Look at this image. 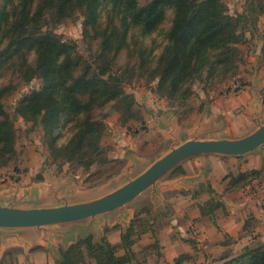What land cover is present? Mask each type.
<instances>
[{
    "label": "rangeland",
    "instance_id": "obj_1",
    "mask_svg": "<svg viewBox=\"0 0 264 264\" xmlns=\"http://www.w3.org/2000/svg\"><path fill=\"white\" fill-rule=\"evenodd\" d=\"M61 1L29 0L23 5L19 0H0V51H4L0 61V131L5 129L10 132L5 141V138L0 137V160L4 156H11L0 165V191H26V198L17 205L32 206L41 201L56 204V200L46 190H49L50 185L59 189L56 191L57 197L63 196V183L72 191L71 199H76L81 191L88 192L92 197L102 195L139 174L170 147L191 138L192 132L198 138H239L257 128V119L264 123V101L262 110H257L254 119L251 118L252 109L244 112L236 105L241 101L239 96L251 86L264 99V89L259 91L257 85L260 72L264 70V0H214L221 11L234 17L238 14L242 16L237 22L242 36L233 44L234 55L231 63L225 64V70L194 80L189 94L182 99L170 98L167 91L160 87V78L151 72L154 62L152 57L147 56L144 63H138L137 53L132 52L131 46L135 31L123 38L125 42L122 41L118 46L113 44L101 51V28L109 29L108 15H102L94 25V30L85 24L79 7L67 1L59 8ZM166 16L165 22L147 38L148 42H161L169 11ZM119 19V16L115 17L114 32L111 34L116 37H120L122 29ZM45 31L52 32L72 47L78 62L74 73L88 66L91 72L100 71L98 67L104 66V77L111 76L118 89L114 98L97 100L83 110L79 117H63L61 112L49 135L44 133L40 116L34 118L35 113L22 107L27 101L35 103L36 98L42 95L44 81L42 70L39 69L40 57L29 40ZM126 42L127 46L124 45ZM214 108L225 109V115L214 116L211 112ZM86 119L102 123L100 134H90L85 140L88 144L97 143L99 146V154L93 157L88 167L82 166L77 160H69L63 153V146ZM253 154L237 159H249ZM245 169L244 172L229 171L225 181L237 178L234 187L253 191L254 182L257 183L260 178L264 181V168ZM170 177L172 172L161 180ZM148 195L149 190L143 196L150 199ZM137 203L136 200L125 207L129 209ZM143 203L141 208L138 205L135 208L131 223L136 221L140 212L147 210V201ZM117 213L114 210L97 216L95 219L103 227L99 231L94 230L88 220L56 226L62 230L68 228L71 236L64 241L62 236L54 237L57 247L54 263H58L60 252L63 264L64 242L77 241L72 245L88 239L92 244L96 239L103 242L107 224L116 219L114 216ZM251 215L252 212L246 215L244 230L248 232L253 228L251 236L234 239L225 235L221 251L215 244L205 243L206 240L193 239L191 254L181 264H217L219 256H237L246 246L264 243V216L262 214V217L256 218ZM114 222L115 226L121 227L120 223ZM135 233L132 232L130 237L134 238ZM133 249L134 257L130 264H174L167 258L169 256L160 260L147 256L154 249L144 248L141 242H136ZM122 251L118 249V253ZM17 255V250L11 248L0 258V264H19ZM33 256L34 264H53L54 261L46 250ZM82 264H94L86 252Z\"/></svg>",
    "mask_w": 264,
    "mask_h": 264
},
{
    "label": "trees",
    "instance_id": "obj_2",
    "mask_svg": "<svg viewBox=\"0 0 264 264\" xmlns=\"http://www.w3.org/2000/svg\"><path fill=\"white\" fill-rule=\"evenodd\" d=\"M19 1L23 5L29 2ZM67 1L80 8L85 24L94 30L102 15H108L109 29L101 28V51L125 42L123 38L135 31L136 36L131 41L132 52L137 53L138 63H144L147 56L152 57L151 72L160 78L159 85L170 98H185L194 80L225 70V64H230L234 55L233 44L242 36L237 23L242 16L238 14L234 17L221 11L214 0H63L58 7L61 8ZM167 11L170 16L161 42H148L147 38L167 19ZM117 16L122 28L120 37L111 35ZM29 42L40 57L39 69L42 70L44 84L42 95L36 98V102L27 101L22 107L35 113L34 118L40 116L45 135L52 132L61 112L63 117H79L97 100L106 101L118 94L114 79L109 75L104 77V66L98 67L100 71L91 72L88 66L74 73V67L78 64L76 54L67 42L59 40L52 32L45 31ZM3 57L4 51H0V61ZM101 127V121H83L63 146L65 156L88 167L93 157L99 154V146L97 143L88 144L85 140L90 134H100ZM9 135V131L1 129L0 137L5 138L4 141ZM10 157L4 156L0 165ZM171 172L181 173L183 170L177 166ZM237 180H231L233 186ZM143 228L142 218L137 216L119 243H109L105 238L95 245L89 239L80 241L63 252V264H82L85 252L94 264H130L134 257L132 245ZM132 232H137L134 238L130 237ZM119 248L123 250L122 253H118ZM144 248L156 249L157 245L151 243ZM188 257L181 254L173 262L181 264ZM217 261V264H264V243L246 246L237 256H219Z\"/></svg>",
    "mask_w": 264,
    "mask_h": 264
},
{
    "label": "crops",
    "instance_id": "obj_3",
    "mask_svg": "<svg viewBox=\"0 0 264 264\" xmlns=\"http://www.w3.org/2000/svg\"><path fill=\"white\" fill-rule=\"evenodd\" d=\"M260 73L257 85L258 90H263L264 70ZM252 88L251 86L244 91L239 96L241 101L236 103L244 112L247 109H252L254 97L251 92ZM211 112L214 116L225 115L223 108H214ZM155 132H159V130ZM160 134L163 136V132ZM249 154L245 156H250ZM237 158L235 156L204 154L191 157L180 163L178 166L182 168L183 172L172 173V177L161 180L166 183L180 179V184L159 188L156 196L149 192L150 199L147 196L138 199L137 205L140 208L145 204L144 200L147 201V210L139 214L144 228L135 238L134 244L141 242L145 247L155 243L157 248L146 255L155 260L169 256L167 258L173 261L181 254L190 256L193 239L196 241L198 238L206 240L205 243L215 244V247L221 251L222 245L225 244L223 236L229 235L234 239L238 236H241L240 239H243L244 235L251 236L253 228L249 229L248 226L250 231H244L246 215L252 212L251 216L256 218H260L262 214L264 216V181L260 178L257 183L254 182L255 190L251 191L234 187L231 183L232 179L225 181V176L231 170L244 172L245 168L263 169L264 150L254 151L253 156L248 157L249 159L244 157L241 159L242 161H238ZM245 160L248 161L244 162ZM227 184L228 189L226 188ZM137 205H133L130 209L128 227L131 225L130 219L134 217ZM122 231V225L118 227L115 226V223H110L104 238L109 243H119L123 236ZM17 232L23 241L16 239L3 241L0 246V258L12 248L17 250L19 264H34L33 255L46 250L55 264L56 254L43 245L39 231L22 229ZM252 234H256V232Z\"/></svg>",
    "mask_w": 264,
    "mask_h": 264
},
{
    "label": "water",
    "instance_id": "obj_4",
    "mask_svg": "<svg viewBox=\"0 0 264 264\" xmlns=\"http://www.w3.org/2000/svg\"><path fill=\"white\" fill-rule=\"evenodd\" d=\"M253 96L252 119L257 110L261 111L263 107V98L255 87H253ZM257 125L256 129L239 138H198L192 132L191 138L170 147L139 174L114 190L95 197L81 191L76 199H71L72 191L63 183V196L57 197L56 191L59 189L50 185L49 190H46V193H51L50 197L56 200V204L41 201L32 206H20L17 204L26 198V191L22 189L0 191V246L8 239L23 241L17 231L34 229L39 231L43 245L57 255L54 237L62 236L64 241L69 239L71 233L68 228L62 230L56 226L88 220V224H91L94 230H103L102 225L100 226V222L95 218L114 210L118 211L114 216L116 219L109 221L107 225L117 221L122 225L124 235L128 228L131 209H126L125 206L130 202L138 201L148 190L156 196L159 188L180 184V179L166 183L161 179L183 161L204 154L240 157L264 150V123H260L257 119ZM75 243L77 241L64 242L63 252ZM96 243H101L100 239L93 242L94 245ZM58 264H61L60 252Z\"/></svg>",
    "mask_w": 264,
    "mask_h": 264
}]
</instances>
